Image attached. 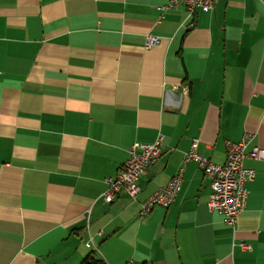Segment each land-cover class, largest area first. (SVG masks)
I'll return each instance as SVG.
<instances>
[{"label": "crops", "instance_id": "1", "mask_svg": "<svg viewBox=\"0 0 264 264\" xmlns=\"http://www.w3.org/2000/svg\"><path fill=\"white\" fill-rule=\"evenodd\" d=\"M168 3L0 0V264H264V159L244 160L256 175L236 230L194 160L169 208L140 213L194 139L216 163L247 132L264 148V0L192 16ZM159 134L137 198L105 202L132 145Z\"/></svg>", "mask_w": 264, "mask_h": 264}, {"label": "built area", "instance_id": "2", "mask_svg": "<svg viewBox=\"0 0 264 264\" xmlns=\"http://www.w3.org/2000/svg\"><path fill=\"white\" fill-rule=\"evenodd\" d=\"M216 0H169L166 7L185 6L192 16L196 11H213ZM161 40L159 35H146V48H151ZM252 134L245 133L238 141H226V160L216 163L202 155L199 151V139H194L183 157L182 166L169 182L157 189L142 202L141 215H147L157 206L169 208L177 199L182 187L186 165L194 160L209 179L211 194L208 200L210 210H216L224 215V221L236 230L238 218L245 210L250 194L247 183L255 178L256 170L244 165L247 157L264 159V148L254 145L250 150ZM164 135L159 134L153 142H135L130 155L115 176L107 178L109 184L101 197L107 203H112L122 193L129 198L136 199L141 191L139 180L147 170L154 165L163 153ZM99 234H103L101 231ZM88 248L97 249L92 235L85 242ZM234 246L244 251L252 249V244L244 239L234 240Z\"/></svg>", "mask_w": 264, "mask_h": 264}, {"label": "trees", "instance_id": "3", "mask_svg": "<svg viewBox=\"0 0 264 264\" xmlns=\"http://www.w3.org/2000/svg\"><path fill=\"white\" fill-rule=\"evenodd\" d=\"M79 264H106V262L101 258H96L94 256H88Z\"/></svg>", "mask_w": 264, "mask_h": 264}, {"label": "rangeland", "instance_id": "4", "mask_svg": "<svg viewBox=\"0 0 264 264\" xmlns=\"http://www.w3.org/2000/svg\"><path fill=\"white\" fill-rule=\"evenodd\" d=\"M162 207V206H161Z\"/></svg>", "mask_w": 264, "mask_h": 264}]
</instances>
